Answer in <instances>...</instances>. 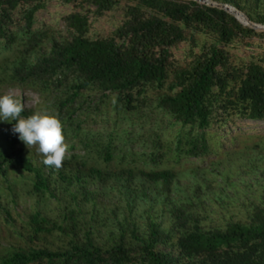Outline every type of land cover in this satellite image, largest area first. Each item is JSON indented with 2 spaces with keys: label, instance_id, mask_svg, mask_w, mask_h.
I'll return each mask as SVG.
<instances>
[{
  "label": "trees",
  "instance_id": "trees-1",
  "mask_svg": "<svg viewBox=\"0 0 264 264\" xmlns=\"http://www.w3.org/2000/svg\"><path fill=\"white\" fill-rule=\"evenodd\" d=\"M209 1L264 25V0ZM10 89L69 147L46 166L0 119V223L28 204L0 264H264V30L197 0H0Z\"/></svg>",
  "mask_w": 264,
  "mask_h": 264
},
{
  "label": "clouds",
  "instance_id": "clouds-1",
  "mask_svg": "<svg viewBox=\"0 0 264 264\" xmlns=\"http://www.w3.org/2000/svg\"><path fill=\"white\" fill-rule=\"evenodd\" d=\"M24 108V104L12 95L0 96V119L15 121L12 132L18 134L19 140L28 149L35 147L37 154L43 156L44 165L59 169L67 158L69 147L65 142L62 122L56 116L41 112L23 117ZM4 226L6 234L8 227L0 223V228Z\"/></svg>",
  "mask_w": 264,
  "mask_h": 264
},
{
  "label": "rangeland",
  "instance_id": "rangeland-1",
  "mask_svg": "<svg viewBox=\"0 0 264 264\" xmlns=\"http://www.w3.org/2000/svg\"><path fill=\"white\" fill-rule=\"evenodd\" d=\"M256 30L260 31V30H264V28H260V29L257 28ZM6 94H10L15 99L21 100V102H23L24 106L27 108L33 107V105L35 104V98L33 95H30L29 98L24 99L23 97H20V92L17 89L7 90L3 93V95H6ZM236 167H240V166H238V164H236L235 162H232L230 171L233 173H236ZM241 170L245 171L246 167L242 166ZM248 178L249 177L246 174V175H244L243 180L248 179ZM22 184H23L22 179L19 176H17V186H14L13 189L15 191H19L18 187H21V189H22L21 191L24 192V189H26V185H28V184L27 183H24L23 185ZM78 199H80V197ZM27 205L28 204L24 201L18 203V205L16 206V209L18 210V217L20 220L17 219L16 216H14V218L12 220L11 230L8 231L6 233V235H4L6 232L5 226L3 227V229L0 228V235H2L0 240H2L3 245H8V244L17 245L18 242H21L22 235H19L18 232L20 231L19 227L21 226V222L24 220L25 216H23V214H25V212H26ZM54 205H55V201L50 200L49 203H46V204L43 202L41 204V207L43 210H46V209L51 208ZM24 235H26V234L24 233Z\"/></svg>",
  "mask_w": 264,
  "mask_h": 264
},
{
  "label": "water",
  "instance_id": "water-1",
  "mask_svg": "<svg viewBox=\"0 0 264 264\" xmlns=\"http://www.w3.org/2000/svg\"><path fill=\"white\" fill-rule=\"evenodd\" d=\"M197 1L200 2V3H205V4H207V5L218 6V7L222 8V9L226 10L227 12L231 13L232 15H234V17H235L240 23H242L243 25H249V26H251V27H253V28H255V29H257V28H259V29H260V28H264L263 25L255 24V23L249 21V19L245 16L244 13H242L241 11L235 9V8H234L233 6H231V5H228V4H217V3H215V2H210L209 0H197ZM237 13H241V14L247 19V22H243V21L239 18V16L237 15ZM262 26H263V27H262Z\"/></svg>",
  "mask_w": 264,
  "mask_h": 264
},
{
  "label": "bare ground",
  "instance_id": "bare-ground-1",
  "mask_svg": "<svg viewBox=\"0 0 264 264\" xmlns=\"http://www.w3.org/2000/svg\"><path fill=\"white\" fill-rule=\"evenodd\" d=\"M237 15L239 16V18L243 21V22H247V19L241 14V13H237ZM247 26V25H246Z\"/></svg>",
  "mask_w": 264,
  "mask_h": 264
},
{
  "label": "built area",
  "instance_id": "built-area-1",
  "mask_svg": "<svg viewBox=\"0 0 264 264\" xmlns=\"http://www.w3.org/2000/svg\"><path fill=\"white\" fill-rule=\"evenodd\" d=\"M263 26H264V25H263ZM263 26H262V27H263Z\"/></svg>",
  "mask_w": 264,
  "mask_h": 264
}]
</instances>
